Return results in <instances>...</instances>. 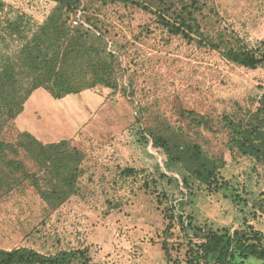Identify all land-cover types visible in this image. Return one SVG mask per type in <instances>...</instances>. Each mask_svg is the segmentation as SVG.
<instances>
[{"label":"rangeland","instance_id":"rangeland-1","mask_svg":"<svg viewBox=\"0 0 264 264\" xmlns=\"http://www.w3.org/2000/svg\"><path fill=\"white\" fill-rule=\"evenodd\" d=\"M6 17L43 23L56 0H1ZM116 82L60 100L35 91L3 135L67 140L83 155L78 194L48 210L27 182L0 187V250H81L90 264H186L209 231L264 235V157L237 133L264 134V68L226 51L264 42V0H80ZM165 22L183 24L174 35ZM76 25V22H73ZM209 170L202 181L196 172ZM239 262V261H237ZM244 264H261L247 259Z\"/></svg>","mask_w":264,"mask_h":264},{"label":"trees","instance_id":"trees-1","mask_svg":"<svg viewBox=\"0 0 264 264\" xmlns=\"http://www.w3.org/2000/svg\"><path fill=\"white\" fill-rule=\"evenodd\" d=\"M56 1V7L39 24L24 15L7 18L0 0V187L6 183L10 189L27 182L52 211L78 194L83 155L70 148L67 140L43 143L26 131H16L13 141L3 135L14 130L15 120L35 91L44 90L60 100L99 85L113 86L117 71L111 53L94 46L90 30L85 28L86 20L71 19L72 9L81 5L80 0ZM165 25L174 35L186 33L183 24ZM225 54L239 66L264 68V42L253 47L242 44ZM234 144L245 157H264L262 133H237ZM196 175L207 182L212 173L203 169ZM259 209L264 215V197ZM247 259L264 264V235L252 226L232 233L207 232L189 251L186 264H244ZM0 264L90 263L81 250L42 254L18 248L0 250Z\"/></svg>","mask_w":264,"mask_h":264},{"label":"crops","instance_id":"crops-1","mask_svg":"<svg viewBox=\"0 0 264 264\" xmlns=\"http://www.w3.org/2000/svg\"><path fill=\"white\" fill-rule=\"evenodd\" d=\"M37 91H38V90H37ZM35 93H36V92H34V94L32 95V98L34 97ZM30 98H31V97H30ZM25 106H26V104H25ZM24 108H25V107H24Z\"/></svg>","mask_w":264,"mask_h":264}]
</instances>
